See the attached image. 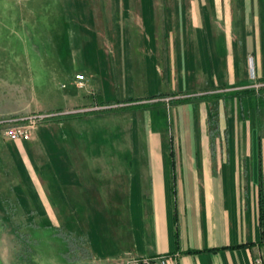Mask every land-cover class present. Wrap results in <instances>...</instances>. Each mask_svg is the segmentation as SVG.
<instances>
[{
	"label": "crops",
	"instance_id": "0c3cea01",
	"mask_svg": "<svg viewBox=\"0 0 264 264\" xmlns=\"http://www.w3.org/2000/svg\"><path fill=\"white\" fill-rule=\"evenodd\" d=\"M61 8L62 30H91L94 53L63 108L32 110L61 118H36L27 140L4 134L0 110V264H56L19 261L15 223L83 232L91 257L77 264H264V0Z\"/></svg>",
	"mask_w": 264,
	"mask_h": 264
},
{
	"label": "rangeland",
	"instance_id": "374dc122",
	"mask_svg": "<svg viewBox=\"0 0 264 264\" xmlns=\"http://www.w3.org/2000/svg\"><path fill=\"white\" fill-rule=\"evenodd\" d=\"M60 1L0 0V70H6L0 78V110L7 112L6 126L17 121L31 125L36 113L32 110L38 107L63 108V94L72 88L75 72L84 71L78 61L94 53L91 30H62L57 15L65 11L59 8ZM248 63L254 77L251 57ZM10 68L22 85L17 84ZM16 221L22 222L19 214ZM1 236L7 254L8 231H2Z\"/></svg>",
	"mask_w": 264,
	"mask_h": 264
},
{
	"label": "trees",
	"instance_id": "16d2710c",
	"mask_svg": "<svg viewBox=\"0 0 264 264\" xmlns=\"http://www.w3.org/2000/svg\"><path fill=\"white\" fill-rule=\"evenodd\" d=\"M59 5L61 8V1ZM46 118L60 119L61 116L53 114L42 119ZM6 206L12 218L15 212L10 208L9 202ZM12 235L15 241L14 254L21 262L31 260L32 255L53 257L56 264H77L91 257L87 236L83 232H75L66 227L15 223Z\"/></svg>",
	"mask_w": 264,
	"mask_h": 264
},
{
	"label": "built area",
	"instance_id": "2783aa9c",
	"mask_svg": "<svg viewBox=\"0 0 264 264\" xmlns=\"http://www.w3.org/2000/svg\"><path fill=\"white\" fill-rule=\"evenodd\" d=\"M251 73L254 76V68L250 67ZM75 80L77 81L76 85L78 87H82L84 85V79L85 76L81 73H77L74 76ZM49 116L46 115H40L37 117H34L35 119H42L44 117ZM34 120L31 121V125L34 123ZM15 121V120H12ZM31 125H24L20 123H15L11 126H6L4 128V134L11 140L17 141V140H27L30 137V130ZM124 264H178V257L176 255H167V254H161L156 256H150V257H136V256H126L124 259ZM254 264H262L261 259L255 258Z\"/></svg>",
	"mask_w": 264,
	"mask_h": 264
}]
</instances>
